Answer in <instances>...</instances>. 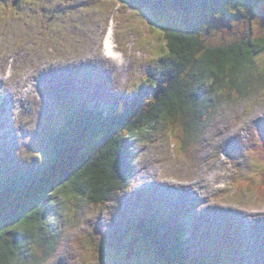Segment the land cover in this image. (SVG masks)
Here are the masks:
<instances>
[{"label": "rangeland", "instance_id": "obj_1", "mask_svg": "<svg viewBox=\"0 0 264 264\" xmlns=\"http://www.w3.org/2000/svg\"><path fill=\"white\" fill-rule=\"evenodd\" d=\"M14 1L0 3V179L21 168L33 172L44 163L39 139L62 123L60 102L75 93L88 106L101 105L106 112L110 99L131 85L142 66L151 62L150 51L161 53L163 43L161 35L154 36L156 31L148 32L144 13L117 0ZM41 5L50 7L46 15ZM110 19L114 59L105 57L102 44ZM247 23L215 29L210 37L203 33L202 39L219 46L264 38V20L251 27ZM149 39L158 41L155 50ZM257 65L263 70L264 54ZM48 77L54 91L46 84ZM27 86H32L31 92L23 97ZM216 98L217 112L205 132L191 140L189 151L181 146L179 136L182 140L185 136L179 126L169 124L137 141L136 177L129 198L148 195L151 203H162L163 210L164 204L175 207L178 215L180 210L183 213L179 224L191 225L196 220L202 232L208 227L214 232L217 227L219 232L225 218L239 216L247 225L236 227L248 244L243 250L255 258L250 264H258V257L264 260V192L259 190L264 186L260 160L264 150L248 149L238 164L232 154L236 147L242 149L241 144L261 136L257 126L260 129L264 123V81L247 97ZM259 116L262 119L254 125ZM240 175L246 179L244 190L238 186ZM167 192L176 194L164 196ZM58 204L59 231L48 241L50 254L38 253L41 264H160L149 249L152 242L123 235L130 212L126 201L97 209L70 195ZM194 244H189L192 253H196Z\"/></svg>", "mask_w": 264, "mask_h": 264}, {"label": "trees", "instance_id": "obj_2", "mask_svg": "<svg viewBox=\"0 0 264 264\" xmlns=\"http://www.w3.org/2000/svg\"><path fill=\"white\" fill-rule=\"evenodd\" d=\"M117 1L144 13L148 32L162 36L161 53L150 51L151 62L142 66L126 90L110 99L106 112L101 105L88 106L74 93L65 102L68 113L60 126L39 139L44 163L33 172L21 168L0 179V264H41L38 253L50 254L48 241L59 229L58 202L70 195L97 209L129 203L123 235L152 242L151 251L160 264H250L255 258L243 250L247 242L230 221L220 227L219 236H211L196 220L179 224L183 213L178 215L175 207L164 204L163 210L162 203L129 196L135 184L138 140L165 124L179 126L185 136V140L179 136L181 146L189 151L191 140L205 132L217 112L216 97H247L260 87L264 68L257 59L264 54V38L215 46L202 34L210 37L215 29L234 22L255 26L264 0ZM149 40L155 50L158 41ZM257 128L260 137L234 149L237 164L248 149L264 150V123ZM260 160L264 162V155ZM245 180L238 178L243 190ZM259 190L263 194L264 186ZM87 239L93 243L92 237ZM257 263L263 264L262 258Z\"/></svg>", "mask_w": 264, "mask_h": 264}, {"label": "bare ground", "instance_id": "obj_3", "mask_svg": "<svg viewBox=\"0 0 264 264\" xmlns=\"http://www.w3.org/2000/svg\"><path fill=\"white\" fill-rule=\"evenodd\" d=\"M23 10V9H22ZM23 12V11H22ZM18 14H19V12H18ZM106 52H107V54H109V56L111 57V58H113L114 59V54L116 55L117 53H116V51L114 50V47L112 48L111 46H107L106 45ZM31 84V83H30ZM32 85V84H31ZM31 89H32V86H28L24 91H23V97H27L29 94H30V92H31ZM262 118L259 116V117H256L254 120H253V123H255L254 125H256V123H258V122H260V120H261ZM256 130H257V128H256ZM215 155L217 156V152L215 153ZM223 165H225V163H222ZM221 164V165H222ZM179 195V194H178ZM191 195V194H190ZM195 196V195H194ZM176 197V196H175ZM176 199V198H175ZM191 202V201H190ZM177 212H178V210H177ZM184 212V211H183ZM172 215H173V213H172ZM184 224V223H183ZM193 228V227H192ZM193 231V230H192ZM200 231V230H199ZM193 233V232H192ZM134 237V236H133ZM132 237V238H133ZM129 238H131L130 236H129ZM192 248H193V246H192ZM149 249L150 250H152L153 249V247L152 246H149Z\"/></svg>", "mask_w": 264, "mask_h": 264}, {"label": "water", "instance_id": "obj_4", "mask_svg": "<svg viewBox=\"0 0 264 264\" xmlns=\"http://www.w3.org/2000/svg\"><path fill=\"white\" fill-rule=\"evenodd\" d=\"M257 19L264 20V5H263L260 13L257 15Z\"/></svg>", "mask_w": 264, "mask_h": 264}]
</instances>
